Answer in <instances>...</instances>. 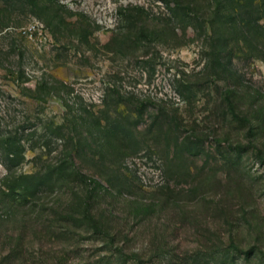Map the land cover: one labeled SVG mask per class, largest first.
Wrapping results in <instances>:
<instances>
[{"label":"rangeland","instance_id":"rangeland-1","mask_svg":"<svg viewBox=\"0 0 264 264\" xmlns=\"http://www.w3.org/2000/svg\"><path fill=\"white\" fill-rule=\"evenodd\" d=\"M0 264H264V0H0Z\"/></svg>","mask_w":264,"mask_h":264},{"label":"trees","instance_id":"trees-1","mask_svg":"<svg viewBox=\"0 0 264 264\" xmlns=\"http://www.w3.org/2000/svg\"><path fill=\"white\" fill-rule=\"evenodd\" d=\"M219 3H220V2H219ZM219 3H218V4H219ZM218 6H219V7H218L219 9L227 8V7H225L224 5L221 6V4H219ZM219 56H220V54H219ZM221 67H222V66H221ZM224 69H226V68H224ZM225 102H226V104H227V107H228L230 113H231L233 116L239 118V115H240L239 113H240V111L238 110L237 105L235 104L233 97H231V92H228V93L226 94ZM6 148H7V149H6L7 152H9L10 154H13V155H14V156L11 158V161H15V162H17V163H19L20 160L22 161L23 156H22L21 153H23V152H22L21 149H20L21 152H20V150L18 151V150H16V149H14V145H13L12 143H11L10 145H8ZM10 156H11V155L7 154V158H10ZM21 161H20V162H21ZM71 168H72V170H73L72 173H73L74 177H76L81 183H85V182L87 181V180H86L87 178H86L85 174H83V173L80 171V169L77 167V165H76L74 159L71 160ZM14 194H15V193H14ZM14 194H12V195H14Z\"/></svg>","mask_w":264,"mask_h":264}]
</instances>
